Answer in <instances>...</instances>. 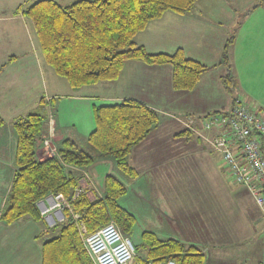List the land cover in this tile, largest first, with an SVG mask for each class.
<instances>
[{"label": "crops", "instance_id": "obj_1", "mask_svg": "<svg viewBox=\"0 0 264 264\" xmlns=\"http://www.w3.org/2000/svg\"><path fill=\"white\" fill-rule=\"evenodd\" d=\"M35 1L0 0V117L4 122L0 127V213L16 171V140L12 125L28 113L37 111L41 101L49 108L52 103L55 109L56 146L66 138L77 145L87 144L86 139L95 127L93 107L124 101L142 103L156 113L163 112L165 118L167 112L187 113L184 116L190 117L188 115L193 112L175 108L178 102L185 106L186 101L194 108L196 118L222 111L219 108L232 104L230 109L237 102L264 114V14L261 19H251L259 8H264V0L252 4H243L247 0H201L184 15L165 13L135 36L134 42L146 50L163 47L172 49L167 53L171 54L182 49L187 58L208 67L190 92L173 90L169 66H149L140 61L125 62L116 81L71 88L44 62L32 24L23 15V10ZM54 1L68 6L77 0ZM241 69L250 80L248 92L240 82L238 73ZM225 77L232 95H227L222 83ZM253 89L257 90L255 94ZM210 90L220 95L219 103L207 100ZM162 119L159 118L157 127L148 136L155 141V146ZM179 127L181 130L177 132H184L182 125ZM192 135L189 137L194 138ZM141 144L128 156L129 165L138 175L130 180L120 177L127 193L119 201L120 206L136 218V223V213L140 216L137 245L146 231L161 239H174L186 247L198 249L204 255L203 264H262L256 255L264 251V227L258 229L255 214L248 209L250 202L257 205L247 192L235 188L230 179L225 178L222 172L226 171L218 154L181 151L200 156L201 171L205 169L203 174L206 175L200 178L203 195L178 203L174 190L178 155L175 151H139ZM41 157H45L43 152ZM79 172L85 187L97 198L103 196L106 176L117 175L111 160L96 161ZM149 196H153L152 201ZM226 204L237 206L236 216L245 220L244 227L234 232L217 224V228L209 229L210 219L217 223L227 217L232 219L225 212ZM42 222L46 223L43 219ZM43 231L40 223L28 218L10 225L0 221V264H41L43 240L40 236ZM224 235L228 236L227 242Z\"/></svg>", "mask_w": 264, "mask_h": 264}, {"label": "trees", "instance_id": "obj_2", "mask_svg": "<svg viewBox=\"0 0 264 264\" xmlns=\"http://www.w3.org/2000/svg\"><path fill=\"white\" fill-rule=\"evenodd\" d=\"M199 1L77 0L61 6L54 0H37L23 10V15L32 24L44 62L73 89L116 81L125 62L140 61L149 66H169L173 90L190 92L208 70L207 66L187 58L182 49L171 54L147 53L134 38L165 13L184 15ZM222 83L230 91L227 77ZM49 106L41 101L37 111L12 125L16 171L0 221L10 225L28 218L43 223L38 204L51 195H62L68 207L62 213V222L48 225L49 229L61 227L55 237L42 242L41 264H93L78 227L83 226L86 235H91L112 223L124 236L131 235L136 218L119 204L127 193L120 177L124 180L137 177L128 156L157 127L159 117L154 110L135 101L94 106L95 127L86 139L88 151L66 138L57 145L56 152L40 158L47 138L44 126L51 121L55 127L57 121L52 103ZM3 125L0 117V127ZM99 160H111L117 174L106 176L101 198L85 187L79 172ZM89 193L93 194L91 199ZM139 246L143 252L140 264L204 261L198 249L174 239H161L151 232L141 234Z\"/></svg>", "mask_w": 264, "mask_h": 264}, {"label": "built area", "instance_id": "obj_3", "mask_svg": "<svg viewBox=\"0 0 264 264\" xmlns=\"http://www.w3.org/2000/svg\"><path fill=\"white\" fill-rule=\"evenodd\" d=\"M190 134L218 154L232 185L250 194L259 208L264 207V114L235 103L229 111L214 112L182 122ZM48 130L52 122L48 124ZM44 146H50V135ZM68 207L62 195H51L38 204L42 218L52 227L63 221ZM85 249L93 264H134L136 254L131 239L114 224L91 235L83 226ZM152 264H176L166 260Z\"/></svg>", "mask_w": 264, "mask_h": 264}, {"label": "rangeland", "instance_id": "obj_4", "mask_svg": "<svg viewBox=\"0 0 264 264\" xmlns=\"http://www.w3.org/2000/svg\"><path fill=\"white\" fill-rule=\"evenodd\" d=\"M207 2L212 1L213 0H205ZM217 2V0H214ZM229 1V0H227ZM244 0H241V2ZM253 1H257V0H247L245 3L243 4H247L250 3L252 4ZM219 2V0H218ZM263 3V2H262ZM250 4V5H251ZM260 11H257L251 19H261V15L264 14V8H259ZM221 15L224 16V13L221 12ZM26 19V18H25ZM27 20V19H26ZM28 21V20H27ZM252 21V20H251ZM28 23H30L28 21ZM31 24V23H30ZM221 29H220V33H221ZM146 50V49H145ZM172 49H166L163 47H160V49H154V50H146L147 53L152 52L151 54H154L155 52H161L164 54H167L168 52H170ZM239 74V78H241L242 80H240V82H243V89L248 92V86L250 84V80L248 79L249 77L244 73L243 69H241V73ZM63 83H66L64 80ZM257 92L256 89L252 90V93L255 94ZM227 95L230 94L232 95L233 91L232 89H230V93L227 92ZM207 100L210 101L211 103H219L221 100L218 99L220 95H218V93L214 90H210L207 92ZM249 95V94H247ZM241 102L245 104L244 99L241 98ZM232 105V104H231ZM230 105V106H231ZM222 107L219 109H223L224 111H229V107ZM248 106V105H247ZM175 108H182L184 109V111H191L193 113H190L191 115H188L190 117H185V114H178V113H165L167 114V117L165 118L163 112L157 113L159 118H163L162 119V123L159 125V132L160 134L157 135V145H154V140L151 139V137H149V141L147 142L146 140L141 144V148L139 151H149V149H151V151H175L174 153L177 154L178 156H176V161H175V180L177 181V185L175 190V197L177 202L179 203L180 201H185L186 199L189 198H193V197H201V195H203L202 193V187H201V176H205L203 173H205V169L203 171H201V164L203 162H201V158L200 156L197 155H190V154H185L181 151H210L206 145L204 146V144L201 143V141H199L197 138H191L189 136H191L189 130H187L184 126V124L182 122L184 121H188L190 120V118H196L194 115V108H192L190 106V102L186 101L185 106L182 105V102H178L177 106ZM189 114V113H188ZM193 114V115H192ZM56 118V114L54 115ZM182 120V121H181ZM184 120V121H183ZM164 121H167V123H164ZM164 123V124H163ZM179 124L182 125V128L185 132L188 133V135H181V132L178 133L177 131L181 130V127H179ZM47 127L48 125L45 124L44 126V136L48 137L50 135V146L46 147L44 146L43 148V153L45 154V156H48L50 153H52V151L56 152V144H55V134H54V126L52 125V127L47 131ZM193 136V135H192ZM45 137V138H46ZM198 141H197V140ZM197 141V142H196ZM60 142V141H59ZM147 142V143H146ZM57 143V142H56ZM58 144V143H57ZM153 144V147H152ZM79 148L88 151L89 147L87 144H80L78 143ZM173 155V154H171ZM191 163V164H190ZM142 168V167H141ZM221 171V170H220ZM222 172V171H221ZM225 176L226 179H228L229 177L226 176L227 173L222 172ZM228 177V178H227ZM173 190V189H172ZM242 191V189H241ZM245 191V190H244ZM246 192V191H245ZM148 193V192H147ZM249 196L250 194L247 193ZM88 197L91 199L92 195L89 193ZM251 197V196H250ZM149 198L151 199V201L153 200V196H149ZM253 200V199H252ZM250 207L251 208H247L249 209L250 213H253L255 215H253L256 220V226L258 227V229L263 226L264 227V207L263 208H259L257 206H255L252 202H250ZM239 209H237L236 205H233V207L231 205H227L225 207V212L232 217V219H229V217L226 218L225 221H222L220 223H217V221H212V219L209 220L210 225L209 229L217 228V224H219L220 227H224V229H233L234 232L238 231L239 229H242L244 227V225L246 224L245 220H241L240 218H238L236 216V213L238 212ZM136 216L138 218V222L135 225V229L132 231L131 235H129V238L131 239V241L134 243V245H137L138 241H137V237H136V233H138L137 230V224L140 221V216L138 215V213H136ZM234 216H236V219L233 218ZM40 226L42 229H44L42 235L40 236L41 240H49L53 237H55L59 231H60V225H58L56 228L53 229H49V226L47 223H40ZM226 229V231H227ZM133 234V235H132ZM223 238H225L226 242L228 240V236L224 235ZM236 239V241L238 240V238H234ZM136 248V263L140 264L141 259L143 258V252H142V247L137 245L135 246ZM261 253L258 252V255H256L258 262L264 264V251H260ZM260 254V255H259ZM135 264V261H134Z\"/></svg>", "mask_w": 264, "mask_h": 264}]
</instances>
